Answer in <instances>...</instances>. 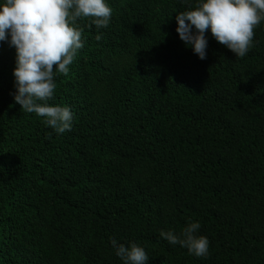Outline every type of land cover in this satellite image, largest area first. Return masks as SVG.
Returning a JSON list of instances; mask_svg holds the SVG:
<instances>
[{
	"label": "trees",
	"instance_id": "trees-1",
	"mask_svg": "<svg viewBox=\"0 0 264 264\" xmlns=\"http://www.w3.org/2000/svg\"><path fill=\"white\" fill-rule=\"evenodd\" d=\"M105 2L47 102L63 134L14 101L0 41V264H123L112 239L147 264H264V22L243 58L209 31L200 59L175 30L196 0ZM189 222L207 257L159 235Z\"/></svg>",
	"mask_w": 264,
	"mask_h": 264
},
{
	"label": "clouds",
	"instance_id": "clouds-1",
	"mask_svg": "<svg viewBox=\"0 0 264 264\" xmlns=\"http://www.w3.org/2000/svg\"><path fill=\"white\" fill-rule=\"evenodd\" d=\"M112 8L105 0H0V41L15 49L13 99L26 113H34L57 133L72 128L68 106L47 103L54 96L57 74H67L84 47L78 19L107 28ZM176 32L185 46L206 58L207 32L217 43L243 58L253 46L255 30L264 22V0H196L175 15ZM97 40L101 35H97ZM199 222H189L179 234L161 230L170 245H180L196 257H207L209 240L199 235ZM123 264H147L148 252L135 242L110 241Z\"/></svg>",
	"mask_w": 264,
	"mask_h": 264
}]
</instances>
